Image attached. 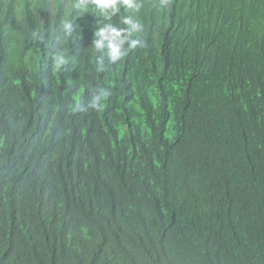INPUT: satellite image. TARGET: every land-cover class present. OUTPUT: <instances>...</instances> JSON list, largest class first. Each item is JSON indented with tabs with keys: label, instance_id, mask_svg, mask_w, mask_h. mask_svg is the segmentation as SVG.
<instances>
[{
	"label": "trees",
	"instance_id": "1",
	"mask_svg": "<svg viewBox=\"0 0 264 264\" xmlns=\"http://www.w3.org/2000/svg\"><path fill=\"white\" fill-rule=\"evenodd\" d=\"M0 264H264V0H0Z\"/></svg>",
	"mask_w": 264,
	"mask_h": 264
}]
</instances>
